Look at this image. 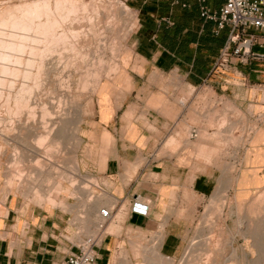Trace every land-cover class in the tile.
Returning a JSON list of instances; mask_svg holds the SVG:
<instances>
[{"label":"crops","instance_id":"1","mask_svg":"<svg viewBox=\"0 0 264 264\" xmlns=\"http://www.w3.org/2000/svg\"><path fill=\"white\" fill-rule=\"evenodd\" d=\"M128 1L139 25L120 73L104 79L96 94L86 127L92 148L74 175L77 196L59 206L53 183H23L8 195L0 170V264H64L91 235L99 240L97 264H181L217 193L243 198L264 186V138L251 139L235 170L225 171L198 158L199 146L209 143L193 136L202 97L262 102L256 61L213 70L230 28L215 33L216 22L202 18L199 0ZM225 2L206 0L212 10ZM92 187L99 192L93 199ZM136 201L149 206L147 215L133 211ZM101 208L110 209L108 219Z\"/></svg>","mask_w":264,"mask_h":264},{"label":"rangeland","instance_id":"2","mask_svg":"<svg viewBox=\"0 0 264 264\" xmlns=\"http://www.w3.org/2000/svg\"><path fill=\"white\" fill-rule=\"evenodd\" d=\"M26 1L27 0H0V9L4 11L9 8H11L9 10H16L17 7H20L18 8L20 11H16L20 14L26 13L21 10L22 7L27 8L28 4L24 3ZM92 2L94 5L99 6V11L102 16V22L99 24L101 28L99 27V32H96L95 30L88 32L86 35L87 37L84 33L80 34L78 36V38L81 37L79 40L78 38L74 40L75 37L72 35L70 41L72 44L77 43L75 45H77L78 48L70 46L71 43L69 44V41L59 43L53 42L55 43L53 44L50 39L52 38L51 36H53L51 35L52 33L49 35L47 34L50 37L49 38L47 35H45L46 37L44 36L45 33L41 34L39 31L35 32L43 37L42 41L44 39L46 41L47 39L50 40L49 43L48 41L47 43L46 41H43L41 45L38 43L36 45H39L38 49L44 48L45 46L48 47L52 43L50 45L51 48L50 46L48 47L50 49H44H46V51L49 50L47 51L49 53L47 56L49 70L50 67L57 68L56 70L54 69L55 71H52V68L50 72L53 73H48L49 75L47 74L49 76L47 77L48 81L45 78L47 75L44 77L45 74H42L43 76L41 77L45 80L41 79V81H44V83L47 81L45 83L46 85L43 83L45 86L42 88H40L42 85L39 86L40 90L39 88L37 90L40 92H36L37 90H35V94H37L35 95V102H40V104L43 103V105H40L39 103L36 104V106L38 104L40 105L37 106V123H32L33 125L31 123H25L30 120L27 111L23 112L21 116L23 122L21 123L17 120V116L16 118L14 116V119L10 118L11 116H8L6 107L3 106V101L0 100V118L3 119L0 123V129H5L6 131L9 130L6 133H9L10 138L8 141H5L0 136V170L4 169L6 172L5 181L10 188L8 195L13 194L16 190H14V188L17 184L13 185L10 183V180L14 177L19 180L22 179L23 183L25 185L27 184L28 187L44 188L45 186L52 185V183L55 184L53 193L58 197L57 204L62 207L67 204L66 198L69 196H77V193L74 192V189L72 188L79 183V178H75L74 175L75 173H82V169L86 166L83 157L92 148L89 142V140H92L91 133L86 130V127L89 126V117L93 110L96 94L98 93L100 84L104 79L111 78L120 73L121 56L130 44L132 34L139 25L138 11L132 7V4L128 0H93ZM115 4L117 6L121 4L126 5L130 8L131 13L128 14V16L120 15L116 10L117 6ZM26 8H24V11ZM28 9L32 8H29L28 6L27 12L30 11H28ZM33 9H35V7H33ZM36 9L38 12L40 11L39 8L36 7ZM32 12H34V10ZM89 12L91 13L92 9H90ZM70 21L66 23V26L70 23L73 26H81V23H83L85 25H83V27L81 26V29L84 28L83 30L85 31L89 28L87 21L85 23L84 21L81 22L80 25H78L77 20H73V23ZM109 24L113 29H109V27L107 28ZM60 29L61 27H57L54 30L55 33H60ZM84 36L88 41L85 40ZM78 52H80L79 55ZM77 61L79 63H77ZM80 61H83L84 63ZM256 63L257 66L255 68L258 69L257 74L261 75L262 80L258 82L255 89L257 94L260 93L259 100L264 102V60H257ZM22 75L17 78L18 87L20 83L23 82L22 79L24 76L22 78ZM85 84L87 85L85 86ZM209 99L210 98L202 97V99L198 100L197 122L200 128L198 140L207 141L209 143L208 146H199L201 151L199 150L198 152V158L215 165L221 170L233 171L235 170L237 162L241 156L242 148L245 145L248 146L251 139L260 138L262 140L264 138V104L262 102L255 103L247 101L244 105H237L232 101L226 102L223 98L213 97L210 101ZM45 104L46 106H49L48 108L52 114L50 115V117L52 116L50 119L53 120L50 127L55 126V128H53L57 130L56 127L58 126L61 130L64 125V134L65 130L67 131L63 136V143L61 142V145L59 146L61 147L60 150L63 152L61 153L59 151L60 153H57L54 157V159L59 161V164L61 165L49 167V165L46 164V168H44L42 172H37L36 170L33 172L31 170L36 161L38 159L44 160V157H46V153L37 148V141L34 139L36 138V134L43 130L41 129L43 126L41 123V120H43L41 111ZM40 108H42L41 111ZM59 110L60 117H57L59 116V113H57ZM64 112L65 114H68V119H71V121H69L71 124L67 122V124H69L68 126L66 123L63 124L62 121H60L61 117L63 118L65 116ZM11 122H13V124ZM53 123L57 126L55 124L53 125ZM32 127H34V133ZM29 131L32 132L30 133ZM259 142L263 143V141ZM208 152H210L209 158L206 157ZM13 155V158H16L17 156L16 159H19L22 164L21 169L19 163L17 167L19 170L15 167L14 170H18V172L21 171L22 173L14 172L12 166V160L14 159H11ZM65 158L67 160H65ZM75 168H77V171ZM21 176L22 178H20ZM72 180L75 182L74 184ZM91 180L96 182V179L94 178H91ZM230 181L231 180H228L225 184L228 185ZM259 181L260 180L256 175L255 183H258ZM16 182L19 183V181ZM59 185L61 186L60 189ZM4 186L5 182H3V188ZM85 186L87 188L91 187L88 182L85 183ZM69 188L70 192L68 191ZM91 190L93 192L91 193L90 198L95 194L99 195L96 188L92 187L90 191ZM263 191L264 186L255 189L253 192H249L250 194H243L244 196L248 195L249 198L245 202L241 201L243 202V207L241 209L237 203L241 196L235 197L234 194L217 193L200 217L189 241L187 251L181 259V264H207L208 262V264H214L213 262H216L215 264H264V224L261 225L258 234H256L258 237L255 236L256 240L263 238L260 239L261 241L258 240L262 244V250H259L258 248L261 252L256 249L257 247L252 246V244L245 239V236L252 237L253 235L250 229L247 230L250 228V222L253 223L252 228H257L256 221L258 222L259 219V221L264 220V200L258 201L257 199V196L260 193L262 194ZM49 194H51V192ZM96 195L92 197V199L96 198ZM222 197H227V201L231 204L230 208L222 207V204L224 203V200H221ZM231 209L234 211V214L229 216ZM236 211L239 212V215H237ZM238 220L244 223L245 229L238 224ZM206 222L208 225H206ZM238 225L241 227H238ZM259 234L262 237H260ZM203 241H205V244L203 243L202 245L201 242ZM254 260L255 262H253Z\"/></svg>","mask_w":264,"mask_h":264},{"label":"bare ground","instance_id":"3","mask_svg":"<svg viewBox=\"0 0 264 264\" xmlns=\"http://www.w3.org/2000/svg\"><path fill=\"white\" fill-rule=\"evenodd\" d=\"M92 1L93 0H29V1L27 0L24 3L28 4L27 8L29 6V8H32V9H28V11L29 10L30 11L27 12V8L22 7L23 5L20 4V5H22L21 10H23V12H26V13H22V14L18 13L20 11L18 8H20V7H17V6H16L17 8L16 7H13V8H16V10L18 12L15 9L9 10L11 8H9L8 10H5V11L0 9V72L2 74V75L0 74V100L3 101V106L6 107L8 116H11L10 118H13L14 116L16 118V116H17L18 117L17 120L21 123V122H23L21 119L22 118L21 116H22L23 112L27 111L30 120L28 122H25V123L26 124H28V123L36 124L37 123L36 122L37 106L40 104V102H37L39 104L36 106L37 103L35 102V97H36L35 95H37V94H35V90H37L40 85H42L40 88H42L43 86L46 85L45 83L48 81L47 77H49L48 73H51L50 71L53 68V67L52 68L50 67V70L48 68L49 63H48V57L47 56L49 53L47 51H49V50L46 51V49H44V48H48L53 42L59 43V42H64V41L65 42L69 41L68 43L69 44L71 43L70 46H73L75 48V47H77V45H75V44H77V43H75L76 41L74 42L75 44H72V42L70 41V39H72V37H71L72 35H73V37H75L74 38V40H75L78 38V36L80 34L84 33L86 36L88 34V32H91L93 30H95L96 32H99L98 31L99 27H100L99 24H101L100 22H102V20H101L102 16H101V12L99 11V6L94 5ZM115 5H113V6H115ZM33 7H35V9H36V7L39 8L40 11L38 12V10L36 9V11L38 12L37 13L35 11V9H33ZM24 8H26L25 11H24ZM89 8L92 9L91 13L89 12V10H90ZM116 8H117L116 10L118 11V13L120 15H127L128 16V14L131 13L130 8H128L126 5L121 4V5L117 6ZM31 10L32 11L34 10V12H32ZM68 20L69 21L71 20L70 22H72L73 20H77L78 25H80V23L83 21H84V23L87 21L89 24L88 25L89 28L85 31L83 30L84 28L81 29V26L83 27V25H85L83 23H81L82 24L81 26H73L71 23L70 24L68 23L69 25L66 26V23L69 22ZM77 21H76V23H77ZM42 26H43V28H42ZM57 27H61V29H60V33L56 34L54 30ZM108 27H109V29L112 28V26L110 24H109V26H107V28ZM130 28H132V27H130ZM37 31H39V33H41V34L45 33L44 36L52 33L51 34V35H53V36H51L52 38H50L47 35L52 40V43L50 42L51 44L48 47L45 46L44 48L38 49L39 45L38 46H36V45L38 43L41 45V43H43V41H46V40L44 39L42 41L43 37H41L40 35L35 33ZM86 37H85V40L88 41V39ZM80 38L81 37H79L78 40ZM47 41L49 43L50 40L47 39ZM47 41H46V43H47ZM55 43H53V44H55ZM50 48H51V46H50ZM50 48H48V49H50ZM79 54H80V52H78V55ZM78 61H77V63H79ZM80 62L84 63L83 61H80ZM99 62H101V61H99ZM102 62H103V60H102ZM80 65H81V63H80ZM54 69L55 68H53L52 71H55L57 68L55 70ZM42 74L43 75L45 74L44 77L48 74L45 77L47 80L45 83H44V81L43 82L41 81V79L45 80L41 77V76H43ZM21 75H22V78H23V76H24V78L22 79L23 82H21L19 87H18L17 86L18 85V82H17L18 79L17 78H18V76H21ZM39 77H40V79H39ZM86 85L87 84H85V86ZM40 88H39V90H40ZM36 92H40V91L37 90ZM46 104L44 105V107L42 106L43 109L40 108V111L42 109L41 115H42L43 120H41V123L43 126L41 127V129H43V130H42V132L40 131V133L36 132L37 133V134L35 133L36 138H34L37 141V143H36L37 148L40 150H43L46 153V157H44V160L38 159L36 161V163L34 164V166L32 165L33 169L31 171H33V172H34V170H36L37 172H42L44 170V168H46V164L49 165V167L61 165V164H59L60 163L59 161H56L54 159V157L57 155V153L63 152L60 150L61 147H59V146L61 145V142L63 143L62 139L64 138L63 136L66 134L67 130H65V134H64V131H63L64 125L62 126L63 128L60 125V127L62 128L60 130L59 127L57 126L58 121L56 122L57 125L55 123H53V125L55 124L57 126L56 127L57 130L54 129L55 126H53L54 128L50 127V125H52L51 122L53 119L52 120L50 119L52 117V116L50 117V115H52V114H51L50 109L48 108L49 106L48 105L46 106ZM40 105H43V103H41ZM66 106H65V108H66ZM61 111H64V110H61ZM59 112H60V110L57 113H59ZM64 114H65V112H64ZM62 116H63V114H62ZM67 116H68V114H65V116L63 118L61 117L60 121H62L63 124L66 123V125L68 126L69 124H71L69 122V121H71V119H68ZM57 117H60V113H59V116H57ZM53 118H54V116H53ZM4 120H6V119H4ZM2 121H3V119L0 118V123ZM11 121H13V120H11ZM9 122H10V119H9ZM13 122H11V123L13 124ZM67 122H69V124H67ZM33 130H34V127H32V131ZM76 130H77V128H76ZM7 131H9V130H7ZM7 131L5 129H0V136L5 141H8V139H10L9 133H6ZM27 131H28V129H27ZM18 132H19V130H18ZM33 133H34V131H33ZM73 138H75V137H73ZM12 140H13V138H12ZM0 150H1V147H0ZM37 151H39V150H37ZM34 152H35V150H34ZM26 155H28V154H26ZM13 157H14V155L11 158V159H14V160H12V162H13L12 166H13V170H14V167L16 169H18L17 167H18V164L20 163V161H19V159L18 160L16 159L17 156H16V158H13ZM65 160H67V159L65 158ZM21 165L22 164L20 163V166ZM21 168H22V166L20 167V169ZM72 169H73V167H72ZM75 169L77 171V168H75ZM18 170H14V172L20 173L21 171L18 172ZM29 170H30V168H29ZM20 178H22V176ZM229 180H231V179H229ZM16 181H19V183H17ZM72 182H73V180H72ZM10 183H12L13 185L17 184L16 187L14 188V190L16 189V191H19L20 186L23 185V180L22 179L19 180V179L13 177V179L10 180ZM74 183L75 182H73V184ZM60 187L61 186L59 185V189H60ZM76 191H78V190H76ZM257 197L256 198L258 199V201L264 200V191L262 192V194L260 193ZM226 198L227 197L221 198V200H224L222 207L223 208L224 207L230 208L231 204L229 201H227L228 199H226ZM248 198L249 197L247 195V196H244L243 198L238 199L237 203L239 204L240 209L243 207V202H241V201L245 202V201H247ZM100 200H98V202ZM240 209H239V211H240ZM64 210H66V209H64ZM236 213H237V215H239V212L236 211ZM233 214H234V211L231 209L229 216L233 215ZM89 215L91 216V214H89ZM237 215H236V217H237ZM259 220H258V222L256 221L257 228H255V227L252 228L253 223H251V222L249 224L250 228L246 227V228H248L247 230H249V229L251 230L253 235H252V237L245 236V239L247 242L251 243L252 246L257 247L256 248L257 250H258V248H259V250H262L261 249L262 244L260 243V241H261L260 239H263V238H259L258 240H260V241H258V240H256V237H255V236H257L256 234H258V232L261 228V225L264 224V222H263L264 220H261V221H259ZM237 222H238V224H240L242 226V228L245 227V225L242 221L240 222L238 220ZM206 225H208L207 222H206ZM240 225H238V227ZM242 228H240V229H242ZM261 235H260V237H262ZM204 242L205 241L201 242L202 245ZM259 252H261V251H259ZM257 259H258V256H257ZM255 260L253 262H255ZM213 263L215 264L216 262H213Z\"/></svg>","mask_w":264,"mask_h":264},{"label":"built area","instance_id":"4","mask_svg":"<svg viewBox=\"0 0 264 264\" xmlns=\"http://www.w3.org/2000/svg\"><path fill=\"white\" fill-rule=\"evenodd\" d=\"M199 1L202 18L216 22L215 33L230 28L228 40L215 61L214 71L234 63L249 65L254 60H264V51L255 49V46L264 47V0H226L219 10L208 7L206 0ZM257 32L262 34V38L258 37ZM197 135L194 130L193 136ZM132 209L147 215L149 206L136 201ZM99 212L104 219L110 217L108 208H101ZM100 227L103 228L104 224ZM98 243L95 236L85 237L79 245V251L72 253L64 264H97L95 249Z\"/></svg>","mask_w":264,"mask_h":264}]
</instances>
